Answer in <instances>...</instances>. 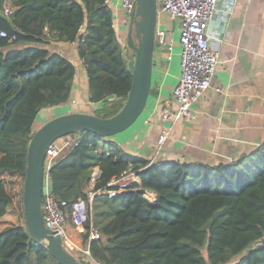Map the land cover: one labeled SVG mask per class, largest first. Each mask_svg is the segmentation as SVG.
Masks as SVG:
<instances>
[{"label":"trees","instance_id":"trees-1","mask_svg":"<svg viewBox=\"0 0 264 264\" xmlns=\"http://www.w3.org/2000/svg\"><path fill=\"white\" fill-rule=\"evenodd\" d=\"M5 4L11 14L0 11V31L6 32L0 36V218L12 207L22 224L0 230V264H58L31 239L22 208L33 123L41 109L69 100L75 75L72 62L46 46L76 44L96 116L121 109L132 77L106 0H0V9ZM69 136L76 144L48 170L51 197L67 203L66 223L72 204L86 197L94 168L93 190L128 170L137 178L114 196H94L81 239L95 260L226 264L241 255L232 264H264V245H257L264 237V140L235 161L210 165L150 160L87 131ZM90 224L102 239L88 241Z\"/></svg>","mask_w":264,"mask_h":264},{"label":"crops","instance_id":"crops-1","mask_svg":"<svg viewBox=\"0 0 264 264\" xmlns=\"http://www.w3.org/2000/svg\"><path fill=\"white\" fill-rule=\"evenodd\" d=\"M108 6L117 39L124 47L123 33L128 21L117 0H110ZM159 14L162 19L157 16L156 29L165 30L172 41L171 59L167 60L169 52L155 46L146 106L131 127L109 140L127 153L150 160L215 165L235 161L252 152L264 140V0H219L217 14L210 26L220 38L217 43L219 63L211 87L192 106L190 118L173 125L161 120V113L165 107L175 108L171 91L180 75L179 22L169 20L162 11ZM48 45L72 62L75 75L69 100L41 109L34 123L43 124L71 112L93 114L98 104L88 101L87 77L77 56L76 44L51 42ZM168 128L169 133L158 149V138ZM148 194V198L153 199L154 195ZM65 231L71 250L76 254L81 252L84 248L81 238L73 236L69 229Z\"/></svg>","mask_w":264,"mask_h":264},{"label":"built area","instance_id":"built-area-1","mask_svg":"<svg viewBox=\"0 0 264 264\" xmlns=\"http://www.w3.org/2000/svg\"><path fill=\"white\" fill-rule=\"evenodd\" d=\"M110 0H106L107 4ZM136 0H117L119 8L129 22ZM219 0H157V14L162 11L167 14L169 20L178 21V44L180 46V75L177 83L171 91L175 108L170 110L163 108L161 120L169 121L171 125L180 121L189 119L192 106L202 98L205 92L211 87V82L215 73L216 66L219 63V48L217 43L220 38L217 32L211 30V23L218 11ZM5 16L11 14V8L3 5L0 9ZM0 36H6L5 31H0ZM12 39L14 36L11 37ZM155 46L164 48L169 55L167 60L171 59L170 52L173 48L172 41L168 39L166 31L156 29ZM220 91V88H216ZM169 128L164 130L157 141L158 149L163 145ZM76 144L75 138L71 136L61 137L51 142L44 155L43 173L49 178L48 170L60 153L72 145ZM98 175V168H94L91 175V187L86 193L84 199L79 198L75 201L69 212L70 223L77 229L82 230L86 221L91 217V204L94 196L101 193L107 196H114L120 190L128 187L131 183L137 181L134 173L130 170L123 172L119 177L111 179L106 187L101 190H93V184ZM41 203L42 218L46 228L62 239L63 246L68 243L65 229V201L55 200L48 195ZM88 241L102 239V236L96 228L89 225L87 231ZM81 262L84 264H104L91 257L88 243L81 250Z\"/></svg>","mask_w":264,"mask_h":264},{"label":"water","instance_id":"water-1","mask_svg":"<svg viewBox=\"0 0 264 264\" xmlns=\"http://www.w3.org/2000/svg\"><path fill=\"white\" fill-rule=\"evenodd\" d=\"M156 22L157 0H136L126 35L127 46L134 52L133 61L127 64L131 85L116 114L106 118L82 112L58 115L45 121L30 137L22 189L24 222L31 239L43 245L58 264L81 263L65 249L61 237L46 228L43 222L41 197L50 196L52 192V182L43 173L45 150L51 142L74 132L87 131L110 138L135 123L146 106L151 88ZM249 251L245 250L246 253Z\"/></svg>","mask_w":264,"mask_h":264},{"label":"rangeland","instance_id":"rangeland-1","mask_svg":"<svg viewBox=\"0 0 264 264\" xmlns=\"http://www.w3.org/2000/svg\"><path fill=\"white\" fill-rule=\"evenodd\" d=\"M157 16H158L159 20L162 19V16L160 14L157 15ZM166 23H165L166 25H169L168 22H166ZM127 29H128V22L125 25V29H124L125 30V33H123V36H125V38H126V31H127ZM134 41H135V39H134ZM123 43H124V54H125V57H126L127 61L128 62L133 61V59H134V52H133V50H131L130 48H128L126 46V40ZM19 47H24V44L23 45H19ZM46 47L49 50L52 51V47H50L49 45H47ZM41 125H42L41 122H39V121L35 122L34 125H33V128H32L33 132L35 130H37ZM146 196L147 197H150L149 194H147ZM68 223H66V228L65 229H69L70 232L73 234V236H76L78 238H81L82 230L80 231V229H77L76 227H74L73 225L68 224ZM14 224H22L21 216H20L19 212H17L16 209H14L12 207H9L7 209V211H6V213L4 214V216H2L0 218V230L3 229L6 226L14 225ZM81 241H82V239H81ZM257 245H264V237H263V239ZM69 246L70 245L66 243L65 244V249H67V251L71 252L75 256V258L80 262L82 253L81 252H78L79 254L78 253L76 254L75 252H73L71 250V247H69ZM240 257H241V255L234 256L226 264H232L233 262L237 261Z\"/></svg>","mask_w":264,"mask_h":264}]
</instances>
